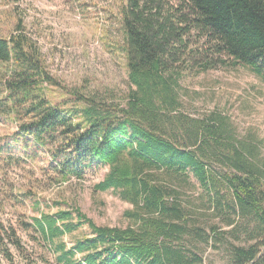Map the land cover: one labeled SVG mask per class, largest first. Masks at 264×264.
I'll return each instance as SVG.
<instances>
[{
	"label": "trees",
	"instance_id": "1",
	"mask_svg": "<svg viewBox=\"0 0 264 264\" xmlns=\"http://www.w3.org/2000/svg\"><path fill=\"white\" fill-rule=\"evenodd\" d=\"M120 13L130 84L122 108L77 90L53 105L44 85L56 82L30 38L23 33L0 38L5 70H0V111L17 124V141L22 138L28 148L31 139L33 147L47 150L65 179L81 177L84 165L108 167L94 191L113 190L130 203L133 211L126 215L137 228L97 227L78 208L75 224L71 212H60L41 215L33 226L55 245L58 264H203L200 245L210 243L217 250L227 246L229 264H264V164L258 145L236 139L227 118L217 115L212 125L175 113L181 105L179 78L187 69L204 73L218 65L242 66L264 83V0H126ZM193 36L204 39L207 48L194 46ZM205 161L230 172L224 183L232 199L225 202ZM189 174L216 191L210 200L219 222L206 227L188 221L184 206L167 203L175 192L160 184V177L182 182ZM236 217L247 222V245L231 243ZM220 223L229 230L222 231ZM85 225L92 239L78 240L71 249L56 242ZM2 229L0 248L13 264ZM8 239L23 250L14 234ZM176 241L194 248L192 257L175 247Z\"/></svg>",
	"mask_w": 264,
	"mask_h": 264
},
{
	"label": "rangeland",
	"instance_id": "2",
	"mask_svg": "<svg viewBox=\"0 0 264 264\" xmlns=\"http://www.w3.org/2000/svg\"><path fill=\"white\" fill-rule=\"evenodd\" d=\"M125 5L126 0H0V38L22 33L30 38L41 55L43 69L56 82V86L44 85L53 105L70 100L71 92L77 90L99 104L122 108L130 91L120 13ZM193 41L194 46L207 48L204 39L193 36ZM0 70L5 71L1 65ZM179 86L181 105L175 113L212 125L216 122L210 120L217 115L227 118L236 139L258 145V158L264 164V83L257 76L242 66L218 65L204 73L191 68L183 71ZM72 105L69 103L65 109ZM17 128L13 118L0 111V225L3 246L10 252L13 264H58L51 248L55 245L45 242L33 226L41 215L73 214L78 208L97 227L137 228L126 215L133 211L130 203L116 191H94L108 167L84 165L81 177L65 179L61 170L51 165L47 150L33 147L31 139H27L28 148L22 138L17 141ZM203 166L208 176L218 182L217 189L225 202L232 199L224 183L227 168L206 161ZM158 182L174 190L166 201L184 206L188 221L198 220L206 227L219 222L213 216L210 200L216 191L199 185L192 174L188 181L162 176ZM72 217L75 224V215ZM235 222L238 231L234 238L231 234V243L247 245L246 220L236 217ZM220 227L222 231L229 230L222 223ZM12 234L20 241L23 253L10 243L8 237ZM84 238H93L87 225L56 242L62 241L71 249ZM185 244L176 241L174 245L192 257L190 249H195ZM212 245H200L203 264H229L227 246L217 250ZM0 264H11L1 248Z\"/></svg>",
	"mask_w": 264,
	"mask_h": 264
}]
</instances>
